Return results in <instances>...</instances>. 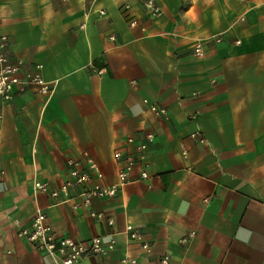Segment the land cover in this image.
<instances>
[{"label":"crops","instance_id":"obj_1","mask_svg":"<svg viewBox=\"0 0 264 264\" xmlns=\"http://www.w3.org/2000/svg\"><path fill=\"white\" fill-rule=\"evenodd\" d=\"M155 1L151 19L143 0H0L11 58L41 65L53 89L0 100V264H57L17 235L38 209L59 239L115 242L83 264H264V0ZM148 133L144 166L115 197H52L71 160L93 161L91 185H117Z\"/></svg>","mask_w":264,"mask_h":264},{"label":"built area","instance_id":"obj_2","mask_svg":"<svg viewBox=\"0 0 264 264\" xmlns=\"http://www.w3.org/2000/svg\"><path fill=\"white\" fill-rule=\"evenodd\" d=\"M145 14L155 19L161 15V9L155 0H143L142 2ZM129 6H127V9ZM105 15L104 10L101 11ZM132 28L138 26V22L132 20L130 22ZM112 42L116 41L115 36H111ZM221 42L220 39L217 40ZM10 42L7 36H0V100L4 103L11 102L17 93H24L29 88H36L40 93L49 95L53 89L51 85L44 79L42 75L43 67L38 65L34 71L26 69V64L23 60H13L9 54ZM196 57H203L205 49L202 44H197L194 48ZM151 111L158 117H166L167 110L159 108L155 105L150 106ZM193 138L198 139L201 143L205 139L199 134H193ZM134 139H129L128 143H133ZM154 134H146L140 143L136 146L134 153H127L124 158L123 166L118 173L119 183L112 186H97L91 185L93 173L96 166L92 160L75 161L71 160L68 163L69 179L59 189L52 191V197L58 198L64 195V199L60 200V204L70 202L73 198L70 196V191L73 189L82 190L80 197H85L86 205H90L92 197L112 198L128 183L131 182V172L138 165L144 166L146 153L150 145L154 144ZM183 156L186 158L188 151L182 146ZM117 160L123 159L121 151L115 154ZM149 174L147 171L142 172V179H147ZM48 185H36V191L47 192ZM91 216L99 220H105L109 226L114 225L113 219H106L103 214L91 213ZM126 233L133 241L143 243L145 250L149 249V243L146 242L144 235L137 231L134 226H128ZM18 237L25 240L33 246L36 251L50 255L57 264H83V261L90 256L107 255L115 249V242H106L102 237H96L88 242L75 241L70 238L59 239L53 231L52 225L47 220V215L42 209H38L32 225L29 228H20ZM194 233L189 234L184 238L183 243H187ZM171 258L169 255L164 256L160 260V264H170ZM123 264H140L135 258L127 257L123 260Z\"/></svg>","mask_w":264,"mask_h":264}]
</instances>
